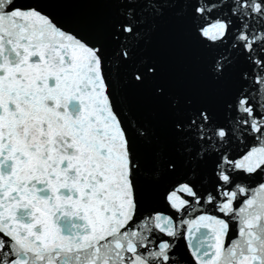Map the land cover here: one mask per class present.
Here are the masks:
<instances>
[{"label":"snow or ice","instance_id":"snow-or-ice-1","mask_svg":"<svg viewBox=\"0 0 264 264\" xmlns=\"http://www.w3.org/2000/svg\"><path fill=\"white\" fill-rule=\"evenodd\" d=\"M0 264H264V0H0Z\"/></svg>","mask_w":264,"mask_h":264}]
</instances>
